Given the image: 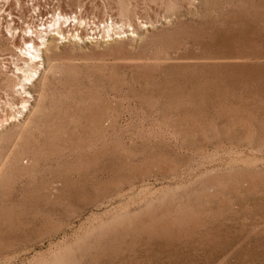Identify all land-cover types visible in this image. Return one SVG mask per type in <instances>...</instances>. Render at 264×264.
<instances>
[{
  "label": "rangeland",
  "instance_id": "rangeland-1",
  "mask_svg": "<svg viewBox=\"0 0 264 264\" xmlns=\"http://www.w3.org/2000/svg\"><path fill=\"white\" fill-rule=\"evenodd\" d=\"M42 1L84 25L27 81L0 39V264H264V0Z\"/></svg>",
  "mask_w": 264,
  "mask_h": 264
},
{
  "label": "bare ground",
  "instance_id": "bare-ground-1",
  "mask_svg": "<svg viewBox=\"0 0 264 264\" xmlns=\"http://www.w3.org/2000/svg\"><path fill=\"white\" fill-rule=\"evenodd\" d=\"M50 9L42 0H31V3L27 4L24 0H0V39L7 38L14 42L19 54H10L12 57L11 63L14 64L17 74H25L24 80L26 81L41 73V67L39 66L42 61L40 50H50L49 39H63L65 34L66 36L69 33L71 34L69 32L72 30L70 27V30L64 29L68 25L66 23L70 22L69 26L72 27L83 24L82 19L78 17L79 15L72 17L53 11L52 18L48 22L49 25H47L46 21H44V16L51 13L52 10ZM72 22L76 23L72 25ZM48 36L49 39H47ZM16 41H19L20 45H16ZM40 46L42 47L40 48ZM27 96H29L28 93H26ZM24 103L28 102L25 101ZM27 106V104L24 105V107Z\"/></svg>",
  "mask_w": 264,
  "mask_h": 264
}]
</instances>
